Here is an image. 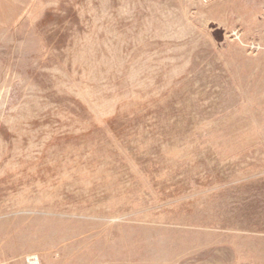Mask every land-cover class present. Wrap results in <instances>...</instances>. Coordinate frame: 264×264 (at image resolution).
<instances>
[{
    "label": "rangeland",
    "instance_id": "obj_1",
    "mask_svg": "<svg viewBox=\"0 0 264 264\" xmlns=\"http://www.w3.org/2000/svg\"><path fill=\"white\" fill-rule=\"evenodd\" d=\"M0 264H264V0H0Z\"/></svg>",
    "mask_w": 264,
    "mask_h": 264
}]
</instances>
